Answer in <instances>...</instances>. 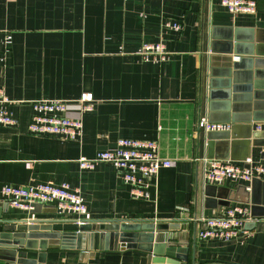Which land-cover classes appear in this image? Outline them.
Masks as SVG:
<instances>
[{
	"label": "crops",
	"instance_id": "0c3cea01",
	"mask_svg": "<svg viewBox=\"0 0 264 264\" xmlns=\"http://www.w3.org/2000/svg\"><path fill=\"white\" fill-rule=\"evenodd\" d=\"M255 1V14L232 15L221 0H0V89L17 121L0 126V188L66 184L78 193L90 220L188 226L179 231L190 237L185 264L192 255L194 264H264V217H250L249 205L242 203L241 188L250 189L251 182L209 185L233 191L237 201L227 207L207 199L201 178L206 132L198 127L207 118L199 69L210 31L243 28L263 36L264 0ZM166 22L178 23L179 30L166 28ZM160 42L168 60L143 62L141 47ZM84 93L93 96L86 113L78 103ZM35 101L64 102L66 117L82 123L80 135L71 140L28 133ZM257 126L264 134V123H252L253 130ZM119 139L156 142L159 156L172 163L143 182L140 198L131 195L111 164L92 170L78 166L80 158L114 149ZM263 151L252 147L250 159L258 163ZM256 178L264 182V174ZM4 203L7 223L68 217L55 204L35 203L39 206L26 211L8 199L0 206ZM237 206L247 210L249 220L236 238L197 237L202 216ZM85 234L93 236L90 245L84 238L70 240L25 250L26 259L39 264L44 252L40 264H154L152 254L110 237L100 241L99 232Z\"/></svg>",
	"mask_w": 264,
	"mask_h": 264
},
{
	"label": "water",
	"instance_id": "95a60500",
	"mask_svg": "<svg viewBox=\"0 0 264 264\" xmlns=\"http://www.w3.org/2000/svg\"><path fill=\"white\" fill-rule=\"evenodd\" d=\"M201 52L199 72L200 81L204 72L203 108L207 119L211 123L231 125L229 131L205 133L206 158L244 162L250 158L252 147L264 148V134L252 128V123H264V35L243 28L212 29L205 51ZM206 186L207 199L220 206L227 207L235 200L230 189ZM241 189L246 192L242 203L249 205L250 217H264V182L253 178L249 191L246 187ZM37 206L34 205V209ZM7 210V203L0 206V260L12 264H35L26 259L25 250H46L82 238L90 245L92 234L82 233L91 232H99L100 241L110 237L127 248L152 254L154 264H185L188 261L186 249L190 237L179 233L186 231L188 226L103 220L78 225L59 215L53 220L7 223L2 219ZM195 240L194 230L192 242ZM35 241L40 244L36 246ZM44 256V252L39 253L37 263H42ZM191 264H194V255Z\"/></svg>",
	"mask_w": 264,
	"mask_h": 264
},
{
	"label": "built area",
	"instance_id": "2783aa9c",
	"mask_svg": "<svg viewBox=\"0 0 264 264\" xmlns=\"http://www.w3.org/2000/svg\"><path fill=\"white\" fill-rule=\"evenodd\" d=\"M221 5L232 15L255 14L257 4L255 0H221ZM166 28L179 30L180 25L166 22ZM169 53L163 43L144 44L138 52L143 62L162 63L168 60ZM83 113L92 111L93 96L90 93L81 94L78 99ZM8 100L0 89V126H15L17 121L7 110ZM32 116L27 125L28 133L35 136L60 137L75 139L82 130L80 120L66 117V105L60 101H35L31 103ZM198 127L204 132L229 131L228 123H211L207 118H201ZM256 129H259L257 126ZM99 163L114 166L123 181L130 185V193L136 198L144 194L141 185L144 181L155 178L161 169L170 168V160L163 159L158 154L156 142L136 139H119L115 148L99 152L92 159L80 158L78 166L81 170H92ZM202 184L216 185L224 182L250 183L253 178L264 174V151L258 163L250 158L244 162L225 160L201 159ZM250 190L249 187L246 188ZM4 199L20 210H31L33 204H55L61 212L68 214L66 220L76 224H85L90 220L86 215V207L77 192H73L66 184L52 186L49 184H35L27 187L3 186L0 188V202ZM65 218V217H64ZM249 220L248 212L243 207L227 209L221 214L202 216L199 222L204 228L197 237L200 240L217 238L229 242L236 238L245 222ZM3 264V263H0Z\"/></svg>",
	"mask_w": 264,
	"mask_h": 264
}]
</instances>
